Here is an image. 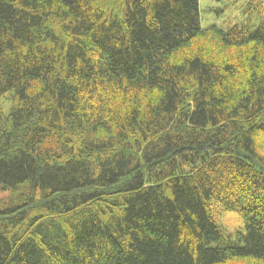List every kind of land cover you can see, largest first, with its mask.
<instances>
[{
    "label": "trees",
    "instance_id": "obj_1",
    "mask_svg": "<svg viewBox=\"0 0 264 264\" xmlns=\"http://www.w3.org/2000/svg\"><path fill=\"white\" fill-rule=\"evenodd\" d=\"M3 99L0 264H264L263 25L0 0Z\"/></svg>",
    "mask_w": 264,
    "mask_h": 264
},
{
    "label": "rangeland",
    "instance_id": "obj_2",
    "mask_svg": "<svg viewBox=\"0 0 264 264\" xmlns=\"http://www.w3.org/2000/svg\"><path fill=\"white\" fill-rule=\"evenodd\" d=\"M199 14L203 27L264 26V0H199ZM6 105L5 99L0 101L2 108H6ZM7 196V192L0 191V204ZM212 210L225 234L235 236L237 231L243 230V220L238 213L224 210L217 204L213 205Z\"/></svg>",
    "mask_w": 264,
    "mask_h": 264
}]
</instances>
